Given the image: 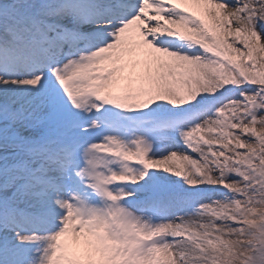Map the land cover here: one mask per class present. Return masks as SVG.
Wrapping results in <instances>:
<instances>
[{
	"label": "snow or ice",
	"instance_id": "6c2138e0",
	"mask_svg": "<svg viewBox=\"0 0 264 264\" xmlns=\"http://www.w3.org/2000/svg\"><path fill=\"white\" fill-rule=\"evenodd\" d=\"M0 264H264V0H0Z\"/></svg>",
	"mask_w": 264,
	"mask_h": 264
}]
</instances>
